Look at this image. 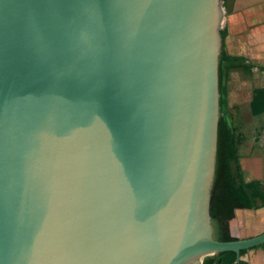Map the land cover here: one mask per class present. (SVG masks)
Returning <instances> with one entry per match:
<instances>
[{
    "label": "water",
    "instance_id": "1",
    "mask_svg": "<svg viewBox=\"0 0 264 264\" xmlns=\"http://www.w3.org/2000/svg\"><path fill=\"white\" fill-rule=\"evenodd\" d=\"M223 0H0V264H203Z\"/></svg>",
    "mask_w": 264,
    "mask_h": 264
},
{
    "label": "crops",
    "instance_id": "2",
    "mask_svg": "<svg viewBox=\"0 0 264 264\" xmlns=\"http://www.w3.org/2000/svg\"><path fill=\"white\" fill-rule=\"evenodd\" d=\"M226 50L244 61L230 74L228 107L240 119L244 142L239 147L233 171L244 184L259 182L264 191V111L254 114L255 93L264 89V0H225ZM241 239L264 233V207L237 210ZM247 264H264V246L248 250L241 258Z\"/></svg>",
    "mask_w": 264,
    "mask_h": 264
},
{
    "label": "trees",
    "instance_id": "3",
    "mask_svg": "<svg viewBox=\"0 0 264 264\" xmlns=\"http://www.w3.org/2000/svg\"><path fill=\"white\" fill-rule=\"evenodd\" d=\"M227 36L228 30L223 28L221 30L223 48L219 66L222 117L219 124L216 178L211 199V216L217 226V238L221 242H233L241 239L238 232L237 210L264 207V191L261 189L260 183L244 184L239 181L233 171V164L238 159L239 147L245 138L240 129L233 127L230 121L227 112L228 100L225 81L229 71L239 67L244 59L232 56L227 52ZM252 109L254 114L264 111V89L256 91ZM246 252V250L241 252V258ZM236 261V253L225 252L206 258L203 264H237ZM240 264H247V262L241 260Z\"/></svg>",
    "mask_w": 264,
    "mask_h": 264
},
{
    "label": "rangeland",
    "instance_id": "4",
    "mask_svg": "<svg viewBox=\"0 0 264 264\" xmlns=\"http://www.w3.org/2000/svg\"><path fill=\"white\" fill-rule=\"evenodd\" d=\"M223 8H224V4H223ZM224 16H225V11H224ZM224 21L225 20H223L222 29L224 28V25H225ZM232 70H230L229 73L227 74V80L225 81L226 88L228 87L229 77H230ZM227 109H228L227 112H228V115L230 117V121H231L233 127H235L236 129H240L241 123H240L239 115H236L235 108L234 107H231V108L228 107Z\"/></svg>",
    "mask_w": 264,
    "mask_h": 264
}]
</instances>
